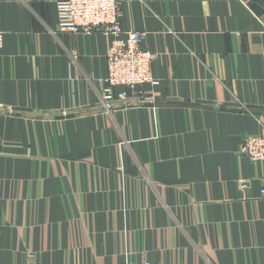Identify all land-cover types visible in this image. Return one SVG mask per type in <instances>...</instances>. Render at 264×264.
<instances>
[{"label": "crops", "instance_id": "crops-1", "mask_svg": "<svg viewBox=\"0 0 264 264\" xmlns=\"http://www.w3.org/2000/svg\"><path fill=\"white\" fill-rule=\"evenodd\" d=\"M58 1L0 0V264H264V0H121L158 83L109 108Z\"/></svg>", "mask_w": 264, "mask_h": 264}, {"label": "built area", "instance_id": "built-area-1", "mask_svg": "<svg viewBox=\"0 0 264 264\" xmlns=\"http://www.w3.org/2000/svg\"><path fill=\"white\" fill-rule=\"evenodd\" d=\"M60 30L84 34L99 31L111 36L108 48V70L103 83L102 101L126 100L127 91L116 93L125 87L140 94L146 84L155 86L158 81L152 69L155 53L143 47L145 33L139 30H125L120 22L121 0H59L57 3ZM4 34L0 32V41ZM242 153L254 162L264 163V135H252L243 143ZM264 195V189L262 190ZM120 264H162L149 259L137 261L126 252L125 261Z\"/></svg>", "mask_w": 264, "mask_h": 264}]
</instances>
